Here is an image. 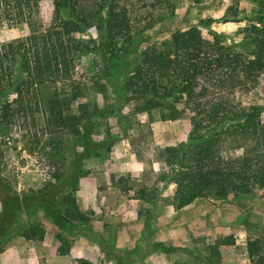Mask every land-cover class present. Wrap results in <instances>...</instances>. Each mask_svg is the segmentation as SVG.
I'll return each instance as SVG.
<instances>
[{"label": "rangeland", "instance_id": "obj_1", "mask_svg": "<svg viewBox=\"0 0 264 264\" xmlns=\"http://www.w3.org/2000/svg\"><path fill=\"white\" fill-rule=\"evenodd\" d=\"M255 1L130 0L134 53L123 71L120 65L113 70L112 80L102 78L99 60L87 54L76 64L74 81L43 85L17 103V95L9 96L11 117L0 118V213L6 209L10 224L0 232V264H251L247 240L264 228V190L177 209L176 186L161 180L170 172L163 150L188 141L191 115L185 110L170 121L159 111L141 113V104L127 103L120 87L142 52L168 41L175 31L197 27L208 40L215 33L226 38V45L239 43ZM50 11L43 3L42 12ZM209 20L214 23L206 28ZM30 32L26 25L0 20V45ZM90 33L96 37L95 29ZM233 97L244 107L264 106V74L256 87L239 88ZM4 102L0 95V109ZM95 106L96 146L81 158L72 185L46 192L55 175L68 170L71 154L85 148L87 118L78 122L79 130L59 128L55 107L67 118H80L85 112L90 116ZM178 108L184 110L182 104ZM228 140L222 139L224 149L241 154ZM141 190L146 198L140 199ZM68 194L91 230L74 214L66 216L72 212L64 202ZM35 226L43 237L26 240L23 235ZM224 238H230L227 246H221ZM158 243L178 250L163 253L154 247Z\"/></svg>", "mask_w": 264, "mask_h": 264}, {"label": "trees", "instance_id": "obj_2", "mask_svg": "<svg viewBox=\"0 0 264 264\" xmlns=\"http://www.w3.org/2000/svg\"><path fill=\"white\" fill-rule=\"evenodd\" d=\"M129 1L0 0V20L14 27L26 25L31 31L27 37L0 45V95L5 101L0 109L2 122L11 117L12 106L7 101L11 94L17 95V103L43 85L74 81L76 64L84 55L97 57L104 80L113 79L111 73L118 65V71H123L136 44ZM45 2L51 6L48 14L42 12ZM255 6L239 43L226 45V38L215 33L208 40L197 27L175 31L168 41L142 52L120 87L127 103L141 104V113L159 111L170 121L178 120L185 110L191 115L188 141L163 150L170 172L161 180L176 186L179 210L197 200L226 201L230 196L239 198L264 190V106L244 107L233 97L239 88L256 87L264 74V0H256ZM213 23L206 21L205 27ZM91 29L96 30V37ZM181 104L184 110L178 108ZM55 109L59 128L79 130L78 122L87 119L84 151L71 154L68 170L55 175L56 183L46 191L50 193L60 192L76 180L81 158L96 146L92 121L98 114L96 106L90 116L85 112L80 118H67L61 107ZM224 138L233 140H228L229 145L242 153L233 155L231 149H224ZM139 193L140 199L147 197L146 190ZM64 202L72 206L66 216L74 214L79 224L91 230L89 219L70 194ZM5 211L0 213V232L10 224ZM58 212L68 223L63 211ZM258 233L247 240L251 264H264V228ZM23 237L42 238V229L35 226ZM229 240L224 238L221 246H227ZM154 247L163 253L178 250L162 243Z\"/></svg>", "mask_w": 264, "mask_h": 264}]
</instances>
